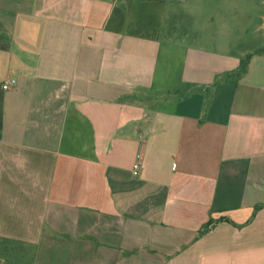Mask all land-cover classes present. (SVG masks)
<instances>
[{
	"label": "crops",
	"instance_id": "crops-1",
	"mask_svg": "<svg viewBox=\"0 0 264 264\" xmlns=\"http://www.w3.org/2000/svg\"><path fill=\"white\" fill-rule=\"evenodd\" d=\"M252 18L264 0H0V264H264Z\"/></svg>",
	"mask_w": 264,
	"mask_h": 264
},
{
	"label": "rangeland",
	"instance_id": "rangeland-1",
	"mask_svg": "<svg viewBox=\"0 0 264 264\" xmlns=\"http://www.w3.org/2000/svg\"><path fill=\"white\" fill-rule=\"evenodd\" d=\"M182 6L181 8H179L180 11V16L177 19V29L179 32H184L187 30H190V25L191 22H189L187 19V17L185 18L182 12ZM236 8H234L235 10ZM239 6L238 9H236V11H239ZM246 10V9H243ZM251 12L254 14H257V12ZM247 15L246 13H244V15H242L241 17ZM250 15V14H249ZM252 16V15H250ZM251 18V17H250ZM221 29L219 28L218 25H216V27H209L205 29L204 33L201 32L202 34H204V36H208L210 35V33H218L220 32ZM262 34H264V20L261 19H254L252 18V20L248 21L246 20L245 22H241L240 20L238 21H234V44H239V49H242L243 47H252L253 46V42L257 41L259 38H261ZM208 38H211L210 36ZM238 42V43H236Z\"/></svg>",
	"mask_w": 264,
	"mask_h": 264
},
{
	"label": "built area",
	"instance_id": "built-area-1",
	"mask_svg": "<svg viewBox=\"0 0 264 264\" xmlns=\"http://www.w3.org/2000/svg\"><path fill=\"white\" fill-rule=\"evenodd\" d=\"M16 85V80H13V79H10V80H7L4 85H3V89L4 90H10L12 87H14ZM139 169V165L138 164H135L134 165V170H135V173L138 171Z\"/></svg>",
	"mask_w": 264,
	"mask_h": 264
},
{
	"label": "trees",
	"instance_id": "trees-1",
	"mask_svg": "<svg viewBox=\"0 0 264 264\" xmlns=\"http://www.w3.org/2000/svg\"><path fill=\"white\" fill-rule=\"evenodd\" d=\"M249 60H250V56H247L246 59L242 60L241 64H240V67L238 69V73L241 75V74H244L246 71H247V68H248V64H249Z\"/></svg>",
	"mask_w": 264,
	"mask_h": 264
}]
</instances>
